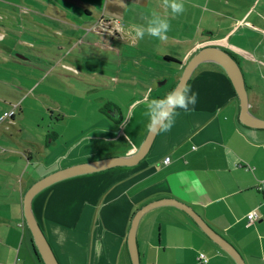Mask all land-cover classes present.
Listing matches in <instances>:
<instances>
[{"label":"crops","instance_id":"1","mask_svg":"<svg viewBox=\"0 0 264 264\" xmlns=\"http://www.w3.org/2000/svg\"><path fill=\"white\" fill-rule=\"evenodd\" d=\"M11 1L15 2L11 5L18 12L14 21L25 18V22H29L27 27L37 28L33 24L39 13L33 12L28 4H16L19 0ZM31 1L33 5L48 4V0ZM71 2L78 9L83 8L89 17L75 22L83 20L84 25L89 24L90 31L96 35L94 45L99 53L108 55L109 59L128 54L118 65L119 74L125 75L122 69H129L130 64L145 70L144 79L132 81L142 86L134 90V101L143 100L145 106L141 103L132 108L126 121L118 108H101L107 119L115 123L119 120L123 126L134 117L135 110L146 113L151 99H162L171 91L178 80L166 85L168 79L155 74L160 71L157 68L161 61L177 60L181 75L200 49L218 47L232 53L240 62L249 111L264 120V0H183L185 11L178 16L165 11L162 0ZM61 8L54 5L50 9ZM102 8L104 15L97 19L93 11ZM153 11L171 25L165 42L148 35L133 42L123 33L112 35L98 33L95 29L101 19L116 20L125 28L133 24L146 26ZM11 14L10 7L5 12L0 11V23L8 20ZM60 14L65 15L64 12ZM66 21L58 20L62 25ZM16 27L27 28L21 23ZM53 29L48 30L61 35L57 26ZM48 30L43 32V41H46L41 43L43 47L50 41ZM100 36L111 42L112 50L97 47L99 41L101 43ZM236 37L240 39L236 41ZM72 51L74 48L70 45L69 54ZM111 51L114 52L109 53ZM56 57L59 62H51L55 68L58 65L61 70L63 67L68 70L69 64L63 61L61 53ZM69 60L68 63L73 61ZM74 62L75 65L86 64L79 57ZM51 63H45L44 68L48 70ZM190 79L187 86L198 94L195 108L189 112L177 109L179 114L174 125L167 132L157 133L146 159L132 167H115L68 178L35 195L32 200L34 215L46 232L59 264H132L127 239L134 214L146 204L166 198L192 207L238 251L245 264H264V186L261 183L264 181V128H251L239 121L238 97L219 64L210 61L198 64ZM110 82L117 88L119 79L113 76ZM14 109L21 112L18 104ZM49 113L51 120L60 121V116ZM112 124H101L99 127L103 129L100 130L119 140L123 137L121 130L114 132L117 129ZM147 124L148 121L138 135L139 144L146 137ZM90 129L84 138L85 132H81L83 141L81 138L73 144H56L59 135L46 131L36 138L31 135L32 140L25 144L18 142L17 150H11L21 155L25 164L14 162L17 171L0 174V264H44L26 225L23 196L31 183L49 173L101 158L95 141L97 137L104 138V134L97 132L95 126ZM139 144L134 146L132 153ZM20 150L22 152H18ZM0 151L5 153L6 146L0 147ZM251 212L256 213L255 220L250 219ZM136 243L139 264H237L184 211L173 205H161L142 215L136 230ZM202 254L207 262L200 259Z\"/></svg>","mask_w":264,"mask_h":264},{"label":"rangeland","instance_id":"2","mask_svg":"<svg viewBox=\"0 0 264 264\" xmlns=\"http://www.w3.org/2000/svg\"><path fill=\"white\" fill-rule=\"evenodd\" d=\"M71 1L48 0V6L37 5V3L33 5L31 0H23L22 3H20V0L16 1V4H28L33 12L39 13V18L33 24L37 28L30 29L29 26L27 27L29 22H25V18H18L14 21L16 19L14 15L17 16L18 14L12 6L15 3L14 1L0 0V11L5 12L10 7L12 13L8 20L6 18L0 23V33L3 34V38L0 40V147L6 146L7 150L5 153L0 151V174L6 173L8 170L17 171L18 167L15 166L14 162L22 161V165L25 164L24 158L18 153L11 152V150H17L19 147L18 142L20 145L25 144L26 141L32 140L31 135L36 138L41 132L48 131L50 135L52 132L57 133L59 139L56 144L69 145L81 140V132H85L84 138L88 131L92 130L90 127L95 126L98 129L97 132L104 134V138L97 137V141L92 140L97 143L100 149L99 155L101 158L95 159L125 156L124 154L132 153L134 146L139 144L138 135L144 130L148 121L144 110H135L134 117L131 116L123 126L122 123H119V120L115 123L107 119V116L101 110L116 107L120 110L123 120L126 121L132 108L141 103L144 107L143 100L139 101L140 99H137L134 101L133 98L134 90L142 86H136V83L132 81H136L138 78L144 79L145 70L141 67L137 69L136 65L130 64L129 69H122L126 73L125 75L119 74L118 65L121 62L123 63L128 54L119 57L115 55L109 59L108 55L103 56L104 53H99L94 45V42H96L95 33L90 31L89 24H83V20H87L89 17L84 13L83 8H76V5ZM56 2L58 5H56ZM54 5L57 8L63 7L64 9H50ZM22 9L26 10L25 8ZM61 12H64L65 15L60 14ZM93 15L97 19L102 18L104 8L94 10ZM80 18H83L82 22L76 23V19ZM59 19L68 21L65 22V25H62L58 22ZM95 20L91 23L94 24ZM17 23H21L23 28L27 27L26 30L17 28ZM59 24L62 26H59ZM97 24H99V20ZM56 26L61 35L50 33L49 30H54L53 28ZM46 30L50 33V41L43 47L41 43L46 42L43 41V32ZM238 39L240 38L236 37V41ZM70 45L74 48L71 54L68 52ZM4 49L5 53L3 52ZM78 51L79 53H77ZM135 52L136 49H134V54H136ZM58 53H61L63 61L69 64L68 70L63 69L64 65H62V70L60 66L56 65L57 68H55V65H53L57 62L58 57H56V54ZM78 57L81 58L82 63L86 64L75 65L74 60L77 61ZM69 59L73 61L68 63L67 60ZM47 62H53L48 70L44 68V64ZM158 66L160 68L157 69L160 71L155 74L168 79L166 85H171L179 80L181 75L176 64L161 61ZM133 68L134 70H130ZM113 76L119 79L117 88H114L116 84H113V86L110 84ZM125 79L130 81L128 82ZM125 82H128V85ZM30 86H33V89ZM19 99L20 102L17 101ZM105 100L110 102L106 103ZM17 104L21 106V112L14 109ZM4 112H7L10 116L4 118ZM49 112H52L55 117L60 116V121L57 122L58 119L54 117L51 120ZM12 116L14 117L13 121H11ZM106 122L114 124L112 125L117 129L116 131L113 130L114 132H120L121 130L123 137L117 140L100 130L103 128L99 126L101 124L105 125ZM109 129L112 131L111 128ZM111 135L116 136L112 132ZM92 141L91 145H93ZM85 162L87 161L80 163ZM31 168H29V171H31ZM23 173L24 170H22ZM62 181L57 183H62Z\"/></svg>","mask_w":264,"mask_h":264},{"label":"water","instance_id":"3","mask_svg":"<svg viewBox=\"0 0 264 264\" xmlns=\"http://www.w3.org/2000/svg\"><path fill=\"white\" fill-rule=\"evenodd\" d=\"M215 62L222 66L228 75L234 91L239 100V121L245 126L251 128H264V120H261L249 111V102L247 87L239 62L227 51L218 47H204L200 49L186 64L184 70L176 83L175 89L178 85H187L190 76L195 67L202 62ZM157 133L147 132L145 139L138 150L130 156L108 157L97 159L94 161H87L85 163L76 164L63 169H59L41 179L35 181L25 192L23 196V215L26 225L32 235L34 245L37 249L44 264H59L50 243L43 232L39 222L37 221L33 209L32 200L36 194L51 185L75 176L86 175L91 173H98L115 167H132L139 164L149 153ZM161 205H173L184 211L198 227L210 237L219 247L230 254L237 264H245L238 251L221 235L215 232L200 215H198L192 207L176 200V199H161L146 204L136 211L134 214L129 233H128V249L132 264H139L138 247L136 243V230L138 222L142 215L150 209Z\"/></svg>","mask_w":264,"mask_h":264},{"label":"clouds","instance_id":"4","mask_svg":"<svg viewBox=\"0 0 264 264\" xmlns=\"http://www.w3.org/2000/svg\"><path fill=\"white\" fill-rule=\"evenodd\" d=\"M165 11L178 16L185 11L183 0H162ZM171 30L169 21L153 11L151 18L147 19V25H131L125 28L119 25L115 32L123 33L133 42L139 41L148 35L161 42L168 40L167 33ZM122 38V37H121ZM198 94L187 85H178L162 99H151L146 106L145 115L148 118L147 128L151 133L167 132L175 123L179 114L177 109L189 112L195 108Z\"/></svg>","mask_w":264,"mask_h":264},{"label":"built area","instance_id":"5","mask_svg":"<svg viewBox=\"0 0 264 264\" xmlns=\"http://www.w3.org/2000/svg\"><path fill=\"white\" fill-rule=\"evenodd\" d=\"M119 26L118 22L116 20H106V19H101L99 21V24H97L95 26V29L97 30V32H101V33H110L112 35H115V29ZM3 38V34H0V40ZM10 114L8 113H4L3 116L8 117ZM165 163H168V159H165ZM264 186V181L261 182ZM249 217L251 220H255L257 218V215L255 212H251L249 213ZM200 259L203 262H207V258L202 254L200 255Z\"/></svg>","mask_w":264,"mask_h":264},{"label":"trees","instance_id":"6","mask_svg":"<svg viewBox=\"0 0 264 264\" xmlns=\"http://www.w3.org/2000/svg\"><path fill=\"white\" fill-rule=\"evenodd\" d=\"M100 40H101V43H100V41H99V43L97 44V47H101V48H108V49H110V50H112V44H111V42L108 40V39H106V38H101V36H100ZM114 51H111V52H109V53H113ZM228 53H230V52H228ZM230 55H232L237 61H238V59L232 54V53H230ZM168 59V61H170L171 63H174V64H179V62L177 61V60H175V59H171V58H167ZM166 59V60H167ZM239 62V61H238ZM239 64H240V62H239ZM191 81V79L189 80V82ZM176 85V84H175ZM175 85L172 87V89H171V91L173 90V88L175 87ZM170 91V92H171ZM4 113H7V112H4ZM10 116V115H9ZM8 116V117H9ZM14 116V115H13ZM12 116V118H11V121H13L14 120V117ZM5 118H7V117H5ZM145 159H146V157H145ZM102 172V171H101ZM43 232L45 233V235H46V232L43 230ZM46 237H47V235H46Z\"/></svg>","mask_w":264,"mask_h":264}]
</instances>
